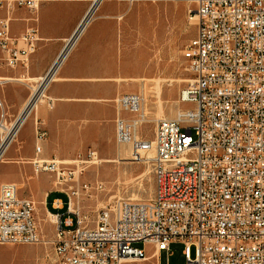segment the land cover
Returning <instances> with one entry per match:
<instances>
[{"label": "built area", "instance_id": "2783aa9c", "mask_svg": "<svg viewBox=\"0 0 264 264\" xmlns=\"http://www.w3.org/2000/svg\"><path fill=\"white\" fill-rule=\"evenodd\" d=\"M97 1L99 7L104 0ZM115 1L128 6L183 2L191 6L190 17L197 23L196 36L184 51L192 80L180 101L189 108L175 119L158 120L151 140L139 131L144 115L139 119L120 115L116 120L117 144L131 146L128 161L152 168L154 196L147 202L117 200L90 227L71 210V203L91 190L87 184L78 185V180L84 171L80 164L94 159L95 153L87 154L88 161L36 157L35 174L53 176L56 187L66 190L68 217L56 215L54 240L44 242L36 203L20 199L16 184H1L0 246L51 245L53 256L46 258L52 264H125L148 260L144 248L135 246L142 244L154 246L156 263L164 252L170 264L171 245L181 243L184 264H264V0ZM14 3L37 8L36 0ZM97 9L91 16L90 11L82 27ZM10 22L9 17L0 20V47L7 66L15 68L36 52L39 38L36 30H28L19 39L24 48H19V40L10 36ZM76 40L77 35L69 46ZM63 58L44 80L54 70L55 76ZM42 101L54 107L46 92L37 97L35 91L12 125L2 113L0 158ZM143 102L140 95L127 94L116 105L120 114L133 116ZM46 136L38 123L37 154ZM101 187L96 184V189ZM55 205L60 211L61 203Z\"/></svg>", "mask_w": 264, "mask_h": 264}, {"label": "crops", "instance_id": "0c3cea01", "mask_svg": "<svg viewBox=\"0 0 264 264\" xmlns=\"http://www.w3.org/2000/svg\"><path fill=\"white\" fill-rule=\"evenodd\" d=\"M15 1L0 0V20L11 19V38L19 40L33 29L39 40L36 52L29 56L25 65L15 68L7 66L6 54L0 47V118L5 113L7 122L14 124L35 91L38 95L36 89L44 85L46 80H43L64 58L45 91L46 97L55 102L54 107L49 108L47 102L42 101L25 120L16 139L0 158V169L4 173L0 185L16 184L20 199L34 201L45 197L47 217L49 214L56 217L65 211L68 214L67 201H64L68 198L53 188L55 182L51 181V175L35 174L32 161L39 157L65 162L87 150L106 153L107 159L120 156V151L127 153L129 145L121 146L116 152L105 147V138L110 146L114 144L117 118L120 115L131 117L127 113L120 114L116 100L129 93L130 71L137 75L145 73V55L140 52L130 70L127 29L122 16L124 4L115 0H104L83 27L95 0H36V9L18 7ZM76 35L77 40L70 47ZM17 46L24 48L20 40ZM38 123L47 134L39 144L40 154L36 153ZM2 137L0 130V149ZM52 196L55 199L49 203L47 197ZM56 202L61 203L60 211ZM142 248L148 260L125 264H162L164 252L159 253L156 263L154 246Z\"/></svg>", "mask_w": 264, "mask_h": 264}, {"label": "rangeland", "instance_id": "374dc122", "mask_svg": "<svg viewBox=\"0 0 264 264\" xmlns=\"http://www.w3.org/2000/svg\"><path fill=\"white\" fill-rule=\"evenodd\" d=\"M122 7V16L125 18L123 22L127 29L126 47L130 70L136 63L138 54L143 51L145 55V73L137 75L130 71L128 94L140 95L144 100L140 112L131 115L130 119H139L140 115H144L145 120L139 131L145 140H151L156 129L157 118L175 119L178 113L189 108L180 101L182 91L192 80L184 51L196 36L197 23L190 17L191 6L183 2H149L133 6L124 4ZM105 139V147H110L116 152L121 148L116 140L110 146L108 138ZM129 147L128 155L120 151V156L114 159H107L106 153L93 150L94 159L80 164V168L84 171L79 177L78 185L87 184L91 190L89 193L82 192L79 198L73 199V210L90 227L95 225L99 213L117 200L147 202L154 196L155 182L152 168L128 161L131 157V146ZM88 153L89 150L64 161L73 162L80 159L88 161ZM53 178L51 181L54 183ZM3 179L4 173L0 169V181ZM42 180L45 179L42 177ZM97 183L102 185L101 189H96ZM52 186L58 192L63 191L55 184ZM61 194L67 196L66 190ZM54 199L53 196L47 197L49 203H52ZM34 202L36 203V220L43 241L51 242L57 230L56 225L47 217L45 197L40 200L34 199ZM66 213V211L62 213L64 218L68 217ZM135 246L142 248V244ZM183 250L184 245L181 243L171 245L173 257L170 264L185 263ZM47 254L52 258V246L44 243L0 246V264H52L51 260L46 258ZM194 255L193 249L192 256ZM161 260L162 264H167L166 254L162 255Z\"/></svg>", "mask_w": 264, "mask_h": 264}, {"label": "bare ground", "instance_id": "6f19581e", "mask_svg": "<svg viewBox=\"0 0 264 264\" xmlns=\"http://www.w3.org/2000/svg\"><path fill=\"white\" fill-rule=\"evenodd\" d=\"M95 6H94V8H93V10L91 11V13H90V16L95 12V9H97V7H98V4H99V2L100 1H97V0H95ZM193 20H195L196 21V19L194 18ZM88 21V20H87ZM86 21V22H87ZM0 39H3V31L1 30L0 31ZM55 72V71H54ZM54 72L51 74V76L45 81V83H44V85L42 86V87H40L39 89H36L37 91H38V95H37V97H40V96H43L44 94H45V91H46V89H47V86H48V84H49V81L51 80V79H53L54 78ZM43 81V82H44ZM144 82V81H143ZM162 85V84H161ZM161 88V87H160ZM159 91H160V89H159ZM160 102V101H159ZM160 106H161V104H160ZM159 108V107H158ZM143 111H145L144 109H143ZM161 113H162V111H161ZM161 115V114H160ZM157 120H162V117H160V118H157ZM14 135V131H12L11 133H9L8 134V139H7V142H9V140L12 138V136ZM129 154V151L127 152V155ZM114 162V161H113ZM97 162H95V164H96ZM147 171H149V170H147ZM148 173V172H147ZM145 176V175H144ZM73 207H74V202H73V200H72V203H71V210L73 211ZM49 220L53 223V224H56V222H57V217H55V216H53V215H51V214H49Z\"/></svg>", "mask_w": 264, "mask_h": 264}, {"label": "trees", "instance_id": "16d2710c", "mask_svg": "<svg viewBox=\"0 0 264 264\" xmlns=\"http://www.w3.org/2000/svg\"><path fill=\"white\" fill-rule=\"evenodd\" d=\"M65 207H66V208L68 207V206H67V204H66V206H65ZM63 209H65V208H63Z\"/></svg>", "mask_w": 264, "mask_h": 264}]
</instances>
